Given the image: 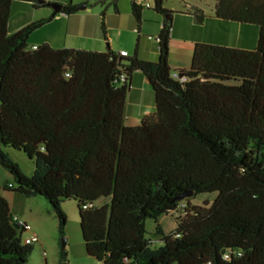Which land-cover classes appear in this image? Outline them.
Returning a JSON list of instances; mask_svg holds the SVG:
<instances>
[{
	"label": "trees",
	"instance_id": "16d2710c",
	"mask_svg": "<svg viewBox=\"0 0 264 264\" xmlns=\"http://www.w3.org/2000/svg\"><path fill=\"white\" fill-rule=\"evenodd\" d=\"M13 2L34 10L52 4L0 0V167L9 177L0 190L44 198L60 238L61 205L73 201L85 252L100 264H264V0H215L216 20L257 28L256 47L195 43L183 80L167 64L172 13L163 0H153L163 16L155 63L109 46L33 49L30 35L58 14L9 34ZM61 6V15L78 12ZM143 8L131 0L137 35ZM193 17L204 21L200 11ZM136 72L147 81L154 111L127 127L124 107ZM4 149L32 161L31 176ZM213 193L211 204L189 203ZM173 213L175 228L167 233L158 220ZM149 220L157 246L146 237ZM14 224L0 195V264H28L33 252L23 243V225ZM59 261L67 263L63 248Z\"/></svg>",
	"mask_w": 264,
	"mask_h": 264
},
{
	"label": "rangeland",
	"instance_id": "374dc122",
	"mask_svg": "<svg viewBox=\"0 0 264 264\" xmlns=\"http://www.w3.org/2000/svg\"><path fill=\"white\" fill-rule=\"evenodd\" d=\"M62 4L69 2L74 6L87 5V9L81 13L89 19H93L100 33L101 30V16L103 15V23L106 29V40L101 38L98 45L93 46L92 38H89L86 50H102L105 51L107 45L114 51L123 49L129 56L132 57L137 51L141 56H148L149 49L155 45V35L158 22L163 19V16L157 14L153 10V0H140L142 5L148 4L149 9L143 8L140 33H136V22L130 12L131 0H58ZM62 5L58 2H52ZM215 0H163V8L172 13L173 24H179L181 28L190 30L186 33L187 36L194 37L196 35L201 37L205 42L211 41L216 43H231L235 39L237 26L235 24L218 22L213 15ZM116 6V8L114 7ZM36 11V10H35ZM43 10H37V12ZM46 11H53L51 8H46ZM196 11L202 12L204 21L202 24L196 23L193 13ZM254 27V26H250ZM255 28V27H254ZM36 32V31H35ZM33 32L30 36L36 37ZM103 35V34H102ZM240 35V34H238ZM147 36L153 39L149 40ZM170 43V42H169ZM172 45V43H171ZM82 46V43L81 45ZM139 59V58H138ZM150 89V88H149ZM129 122V121H128ZM139 124V123H138ZM129 125V124H128ZM126 124V126H128ZM10 158L18 164L21 171L26 176H31L33 173V163L19 151L12 149H4ZM0 173L8 176L6 171L0 167ZM216 194H200L189 201L191 206H201L204 203L211 204L215 199ZM26 199V198H22ZM45 203L44 198H36ZM42 199V200H41ZM38 201V200H29ZM39 205L48 207L42 202H37ZM184 205V202H183ZM184 206H181L183 208ZM62 212L66 218L65 236L60 238L57 226V219L44 222L42 230L40 231V239L42 246L39 244L33 245V252L28 259V264H59L60 248H63L67 255L66 264H79L81 261L75 254L76 243L82 242L78 212L76 204L73 201H65L61 205ZM176 214L162 216L158 220V224L165 232H171L175 228ZM146 237L154 242L155 223L147 221L145 224ZM65 240V244H63Z\"/></svg>",
	"mask_w": 264,
	"mask_h": 264
},
{
	"label": "crops",
	"instance_id": "0c3cea01",
	"mask_svg": "<svg viewBox=\"0 0 264 264\" xmlns=\"http://www.w3.org/2000/svg\"><path fill=\"white\" fill-rule=\"evenodd\" d=\"M49 2L63 3L58 0H45ZM70 3V2H69ZM60 5V4H59ZM66 5V4H62ZM49 8V7H46ZM46 8L39 9L43 11L37 12L30 7L29 4L24 2H13L11 5L10 16L7 24V32L9 34L14 33L22 27L44 19L52 17L53 11H46ZM149 9V8H146ZM214 10V9H213ZM85 11V10H83ZM83 11H78L73 15L65 16L58 14L51 18L50 22L45 26L41 27L35 32L36 37H29V47H39L43 44H48L50 47L55 49H74V50H86L89 38H92L94 42L93 46L100 43L103 35L100 33L98 24L91 18L82 15ZM216 20V19H215ZM162 21L158 22L157 29L154 33L155 39L161 29ZM218 22H222L217 20ZM237 31L235 39L228 44L216 43V42H205L201 40V37L196 35L194 37L187 36L186 33H190V30H186L184 27L181 28L179 24H173L171 16V35L170 43L168 45V56L167 64L172 74H179L181 71H186L190 66L192 47L195 43H204L218 46H225L234 49L241 50H253L257 43L258 30L250 25H236ZM141 28V25H140ZM140 31V30H139ZM140 33V32H139ZM240 34V35H238ZM149 40L153 38L147 36ZM152 45L149 49L148 56H141L137 51V57L140 60L155 63L158 61L159 50L158 44ZM82 43V46H80ZM172 43V45H171ZM108 46V45H107ZM92 52H101L102 50H91ZM116 53L126 52L123 49L115 51ZM127 53V52H126ZM129 56V53H127ZM154 111V100L153 94L149 89L147 81L138 72L134 73L131 78L129 91L126 96L125 107H124V124L127 127L138 126L141 119L144 116L152 114ZM129 121V122H128ZM9 179L8 176L0 173V187ZM0 195L5 199L8 205L9 212L13 219L17 223H21L28 227L24 230L22 239L25 240L29 237L36 236L38 241L36 244L42 246L40 239V231L44 222L56 219L54 214L51 212L49 206L44 207L39 205L37 202H42L36 198H26L14 192L0 190ZM26 198V199H22ZM38 201H29V200ZM42 200V199H41ZM46 203V201H44ZM45 203H43L45 205ZM47 206V203L46 205ZM58 226V222H57ZM75 254L81 261L79 264H100L94 259L87 256L83 242L80 244L76 243ZM34 245V244H33Z\"/></svg>",
	"mask_w": 264,
	"mask_h": 264
},
{
	"label": "built area",
	"instance_id": "2783aa9c",
	"mask_svg": "<svg viewBox=\"0 0 264 264\" xmlns=\"http://www.w3.org/2000/svg\"><path fill=\"white\" fill-rule=\"evenodd\" d=\"M143 7H144V8H150V6H149L148 4L143 5ZM33 49H35V47H34ZM119 54H120L121 56H123V57L127 56V53H126V52H120ZM171 76H172L173 78H178V77H179V75H178L177 73H173V74H171ZM122 79H123V78L121 77L120 80H122ZM180 79L183 80V78H181V77H180ZM14 221H15V220H14ZM15 222H17V221H15ZM19 225H23V224L20 223ZM23 227H24V230L28 229V227L25 226V225H23ZM37 241H38V239H37V237L34 235V236H32V237H29V238L23 240V243H24L25 245H33V244H36Z\"/></svg>",
	"mask_w": 264,
	"mask_h": 264
},
{
	"label": "water",
	"instance_id": "95a60500",
	"mask_svg": "<svg viewBox=\"0 0 264 264\" xmlns=\"http://www.w3.org/2000/svg\"><path fill=\"white\" fill-rule=\"evenodd\" d=\"M51 9L55 14H61L62 6L57 3H52L50 5ZM87 9V5H82L77 8L78 11H83ZM179 77H182V74H179ZM14 227L18 228V224H14ZM65 244V240L62 241Z\"/></svg>",
	"mask_w": 264,
	"mask_h": 264
},
{
	"label": "clouds",
	"instance_id": "9594fccd",
	"mask_svg": "<svg viewBox=\"0 0 264 264\" xmlns=\"http://www.w3.org/2000/svg\"><path fill=\"white\" fill-rule=\"evenodd\" d=\"M19 224V223H18Z\"/></svg>",
	"mask_w": 264,
	"mask_h": 264
}]
</instances>
